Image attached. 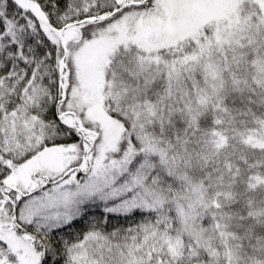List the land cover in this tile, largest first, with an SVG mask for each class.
Segmentation results:
<instances>
[{
    "label": "snow or ice",
    "instance_id": "1",
    "mask_svg": "<svg viewBox=\"0 0 264 264\" xmlns=\"http://www.w3.org/2000/svg\"><path fill=\"white\" fill-rule=\"evenodd\" d=\"M0 264H264V0H0Z\"/></svg>",
    "mask_w": 264,
    "mask_h": 264
}]
</instances>
